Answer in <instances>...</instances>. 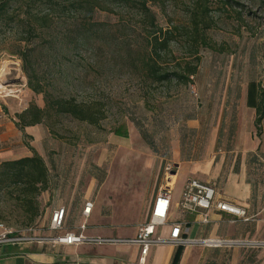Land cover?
<instances>
[{
  "label": "rangeland",
  "instance_id": "1",
  "mask_svg": "<svg viewBox=\"0 0 264 264\" xmlns=\"http://www.w3.org/2000/svg\"><path fill=\"white\" fill-rule=\"evenodd\" d=\"M147 1L159 38L171 33L157 59L158 72L170 75L161 82L146 68V36L155 29L136 8L107 0H96L94 11L84 0H0V102L10 112L45 107L43 95L28 88L27 72L95 122L47 111L35 146L49 190L29 207L0 191V223L55 236L48 230L53 210L65 207L64 228L75 231L74 212L89 201L119 226L139 227L151 198L172 183L177 152L202 145L201 127L215 121L222 100L240 107L246 88L249 100L257 86L264 90V0ZM186 66L196 69L188 84L172 75Z\"/></svg>",
  "mask_w": 264,
  "mask_h": 264
},
{
  "label": "crops",
  "instance_id": "2",
  "mask_svg": "<svg viewBox=\"0 0 264 264\" xmlns=\"http://www.w3.org/2000/svg\"><path fill=\"white\" fill-rule=\"evenodd\" d=\"M258 94L256 89L252 100H249L246 88L245 100L240 107H234L226 97L222 105L215 108V121L201 127L204 134L202 145L195 149L180 148L177 152V161L173 162L175 175L171 180L168 220L166 225L157 227V235L168 237L171 226L180 224L182 236L189 239L248 237L264 240V118L258 135L255 127ZM18 113V110L10 112L0 102L2 162L30 157L32 154L25 144L42 155L35 146V135L39 128L27 127L24 133L20 131L13 121ZM193 129L198 131L200 127L197 124ZM181 177L184 182L175 194ZM187 179L213 186L221 200L243 208L249 220H238L233 215L215 210H198L197 213L182 211L179 202ZM154 199L155 195L150 200V208ZM82 209L74 212L76 222L72 227L75 231L64 228L62 233H54H78L79 227L85 224L83 234L88 237L132 238L137 234L139 227L125 229L119 226L113 218L102 214V206H93L88 218L82 215ZM204 214L208 217V224L201 223ZM139 258L140 248L137 246H98L88 243L0 246V264H138ZM145 264H264V249L157 246L150 249Z\"/></svg>",
  "mask_w": 264,
  "mask_h": 264
},
{
  "label": "built area",
  "instance_id": "3",
  "mask_svg": "<svg viewBox=\"0 0 264 264\" xmlns=\"http://www.w3.org/2000/svg\"><path fill=\"white\" fill-rule=\"evenodd\" d=\"M15 122V118L13 119ZM169 184V183H168ZM171 184L160 188L155 196L154 202L149 211V220L141 224L137 234L132 238L118 237H88L83 234L85 224L79 227V232L66 231L63 235L44 236L36 232L33 227L14 229L0 223V246L21 244H65L80 245L83 243L98 246H137L140 248V258L138 264H145V258L153 247L173 246L186 247L190 245H201L208 248H238L243 250L264 249V240L253 238H202L189 239L182 236L180 224L171 226L168 237H161L156 234L157 227L166 225L171 204ZM92 202H86L82 209L85 218L90 216L93 209ZM179 208L184 212L197 213L198 210L209 212L211 210L224 212L235 216L238 220L248 221L246 212L243 208L231 202L221 200L215 188L208 184H203L195 179H188L181 194ZM67 210L60 207L53 210L48 226L50 232H59L64 229ZM202 224H208L206 214L201 218Z\"/></svg>",
  "mask_w": 264,
  "mask_h": 264
},
{
  "label": "trees",
  "instance_id": "4",
  "mask_svg": "<svg viewBox=\"0 0 264 264\" xmlns=\"http://www.w3.org/2000/svg\"><path fill=\"white\" fill-rule=\"evenodd\" d=\"M111 3H118L128 7L136 8L144 18L149 22V25L155 29L153 33H148L147 41V57L150 63L147 64L150 75L157 81H165L170 75L168 73H159L160 66L157 59L160 58L161 51L168 49L171 43V33L163 39L159 38L161 29L155 27V17L148 6L147 0H107ZM96 0H84V5L90 11H94ZM202 45L206 47L205 40H202ZM198 54V49L195 50ZM24 64L28 62V54L24 52L22 55ZM24 69V67H23ZM25 71V70H24ZM196 69L186 66L184 74H172L184 84L191 83L192 77L195 75ZM28 79V88L35 95H43L45 107L41 108L35 104H30L25 110L15 115V124L20 131L24 133L27 127H39L45 123L47 111L53 110L57 114H69L78 120H86L90 124L95 123L92 114L83 109L75 100L66 99L62 97L53 98L52 94L45 90L44 87L37 81L36 76H31L26 72ZM251 87V86H250ZM258 94V104L256 107L255 127L258 135L261 132V123L264 118V90H260ZM249 90V87H248ZM118 131H114L117 134ZM31 152L30 157H24L17 160L4 161L0 163V191H4L5 195H9L14 200H17L24 207H29L37 197L49 190L48 170L45 164L44 156L40 155L29 144H25ZM157 194V193H156ZM155 194V196H156ZM150 211V210H149ZM148 211V220H149ZM69 213V212H68ZM67 213V214H68ZM37 212L34 213V217ZM147 220V221H148Z\"/></svg>",
  "mask_w": 264,
  "mask_h": 264
},
{
  "label": "water",
  "instance_id": "5",
  "mask_svg": "<svg viewBox=\"0 0 264 264\" xmlns=\"http://www.w3.org/2000/svg\"><path fill=\"white\" fill-rule=\"evenodd\" d=\"M172 174H175V173H174V172H172ZM171 180H172V178H169V179H168V182H171Z\"/></svg>",
  "mask_w": 264,
  "mask_h": 264
}]
</instances>
